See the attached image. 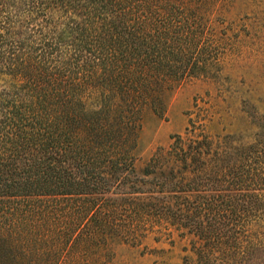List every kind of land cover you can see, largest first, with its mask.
<instances>
[{
  "label": "trees",
  "instance_id": "16d2710c",
  "mask_svg": "<svg viewBox=\"0 0 264 264\" xmlns=\"http://www.w3.org/2000/svg\"><path fill=\"white\" fill-rule=\"evenodd\" d=\"M220 5L0 0V264H80L159 224L192 236L195 264H264V118L248 143L176 134L147 179L133 165Z\"/></svg>",
  "mask_w": 264,
  "mask_h": 264
},
{
  "label": "rangeland",
  "instance_id": "374dc122",
  "mask_svg": "<svg viewBox=\"0 0 264 264\" xmlns=\"http://www.w3.org/2000/svg\"><path fill=\"white\" fill-rule=\"evenodd\" d=\"M210 20L212 41L199 55L205 65L175 87L162 118L144 111L133 164L138 178L151 155L164 154L176 134L206 136L214 155L224 143L250 142L257 117L264 118V0H221ZM191 239L154 225L136 245H116L107 256L94 253L80 264H195Z\"/></svg>",
  "mask_w": 264,
  "mask_h": 264
}]
</instances>
